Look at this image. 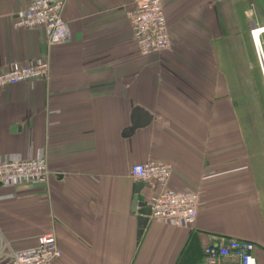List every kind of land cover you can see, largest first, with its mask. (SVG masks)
<instances>
[{
	"label": "crops",
	"instance_id": "crops-1",
	"mask_svg": "<svg viewBox=\"0 0 264 264\" xmlns=\"http://www.w3.org/2000/svg\"><path fill=\"white\" fill-rule=\"evenodd\" d=\"M28 1L0 0V73L44 59L50 73L0 90V160L45 158L51 173L0 185L11 247L53 230L54 264H194L206 245L241 238L264 264V144H244L231 87L244 77L224 71L244 74L250 55L232 44L224 65L215 44L243 37L250 54L264 0H166L172 48L146 55L126 19L137 0H67L69 37L50 47L40 28L13 26ZM136 108L152 120L127 133ZM150 160L170 164L171 188L199 195L192 226L148 220L137 236L129 167ZM148 196L144 186L138 201Z\"/></svg>",
	"mask_w": 264,
	"mask_h": 264
},
{
	"label": "built area",
	"instance_id": "built-area-1",
	"mask_svg": "<svg viewBox=\"0 0 264 264\" xmlns=\"http://www.w3.org/2000/svg\"><path fill=\"white\" fill-rule=\"evenodd\" d=\"M67 0H29L16 13L14 28H40L48 47L64 43L69 37L68 25L62 17ZM166 0H137L127 11L131 38L143 55L170 50L173 45L164 8ZM264 22V20H263ZM253 30H250L252 35ZM254 52L264 79L262 45L254 44ZM48 59L37 63L12 66L0 73V90L31 79H48ZM50 168L45 158L0 160V185L18 182L47 184ZM129 175L148 188V220L168 221L176 226H192L195 222L199 195L169 186L171 166L161 160L132 164ZM255 244L241 238L221 239L203 248V257L194 264H257ZM61 256L54 231L37 236L32 246L15 249L0 233V260L5 264H54Z\"/></svg>",
	"mask_w": 264,
	"mask_h": 264
},
{
	"label": "rangeland",
	"instance_id": "rangeland-1",
	"mask_svg": "<svg viewBox=\"0 0 264 264\" xmlns=\"http://www.w3.org/2000/svg\"><path fill=\"white\" fill-rule=\"evenodd\" d=\"M255 26L257 25L254 24L253 26H250L247 33L252 48L250 54H248L247 40L243 37H233L232 43L229 42V40H231L229 38L228 43H230V47H228V49L225 47V42H222L221 40L215 42L219 53V60L224 65L229 66L231 60H235L236 55L234 56L232 52V44L237 45L239 60L244 61L245 57L250 55L249 66L244 70V74L240 69L236 70L231 69L230 67V69H224L227 74L232 72L235 77H239L240 75L244 77L243 84L240 86L236 84L231 86L232 90L236 92L235 104L236 109L238 110V113H236L239 115V131L242 133L244 144H264V79L258 65L250 35V30ZM261 43L264 52V34L261 36ZM0 233L3 234V231L0 230Z\"/></svg>",
	"mask_w": 264,
	"mask_h": 264
},
{
	"label": "water",
	"instance_id": "water-1",
	"mask_svg": "<svg viewBox=\"0 0 264 264\" xmlns=\"http://www.w3.org/2000/svg\"><path fill=\"white\" fill-rule=\"evenodd\" d=\"M138 113L140 115V120L133 122V127L128 128L126 131L127 133H131L135 127H142L145 126L147 123H149L152 120L151 114H149L147 111L141 110L139 108H136L134 110V114ZM143 117V118H142ZM144 187V182L137 180L134 183V194L132 199V210L133 212L137 213V224H138V230H137V236L139 237L143 231V228L145 227L147 221H148V215L150 213L149 206L145 205L144 202L138 201V194Z\"/></svg>",
	"mask_w": 264,
	"mask_h": 264
},
{
	"label": "bare ground",
	"instance_id": "bare-ground-1",
	"mask_svg": "<svg viewBox=\"0 0 264 264\" xmlns=\"http://www.w3.org/2000/svg\"><path fill=\"white\" fill-rule=\"evenodd\" d=\"M251 30H253L252 31L253 33L251 35L253 43L256 45L258 44L262 45L261 35L264 33V23L260 26L257 25L253 27Z\"/></svg>",
	"mask_w": 264,
	"mask_h": 264
}]
</instances>
